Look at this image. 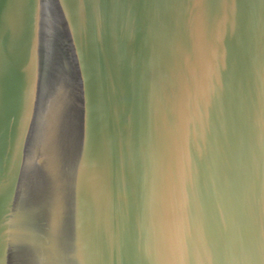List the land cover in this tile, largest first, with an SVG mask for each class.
Segmentation results:
<instances>
[{
	"label": "water",
	"instance_id": "1",
	"mask_svg": "<svg viewBox=\"0 0 264 264\" xmlns=\"http://www.w3.org/2000/svg\"><path fill=\"white\" fill-rule=\"evenodd\" d=\"M0 264H264V0H0Z\"/></svg>",
	"mask_w": 264,
	"mask_h": 264
}]
</instances>
